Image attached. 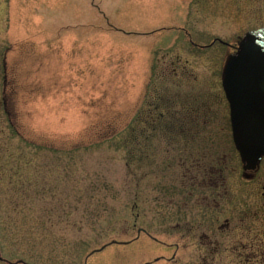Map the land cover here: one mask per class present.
<instances>
[{
  "label": "rangeland",
  "instance_id": "1",
  "mask_svg": "<svg viewBox=\"0 0 264 264\" xmlns=\"http://www.w3.org/2000/svg\"><path fill=\"white\" fill-rule=\"evenodd\" d=\"M261 27L264 0H0V264H239L198 237L172 257L166 193L222 165L262 200L222 88Z\"/></svg>",
  "mask_w": 264,
  "mask_h": 264
},
{
  "label": "flooded vegetation",
  "instance_id": "2",
  "mask_svg": "<svg viewBox=\"0 0 264 264\" xmlns=\"http://www.w3.org/2000/svg\"><path fill=\"white\" fill-rule=\"evenodd\" d=\"M255 172L242 171L240 175L242 183H252L251 189L258 190L259 198L262 199L250 202V206L229 194L232 191L229 176L222 165L191 175L187 185L175 184L169 187V191L178 187L180 189L174 194L181 193L175 203L169 204V209L177 205L174 209L178 217L164 219L165 222H174L176 231L175 242L171 244L177 252L172 257L177 256L180 250L188 251L198 237V244L206 248L212 257L240 258L242 260L239 264H264V186L259 187L256 183ZM195 176L204 179L203 186H197L193 180ZM191 187L204 189L199 201H190L194 192ZM243 189L246 191V188ZM235 194L239 197L237 191ZM240 194L243 200L247 198L243 197L244 192ZM179 198L183 201H179ZM236 211L238 215L233 217ZM205 225L208 228L203 230ZM145 232L151 236L150 227Z\"/></svg>",
  "mask_w": 264,
  "mask_h": 264
},
{
  "label": "water",
  "instance_id": "3",
  "mask_svg": "<svg viewBox=\"0 0 264 264\" xmlns=\"http://www.w3.org/2000/svg\"><path fill=\"white\" fill-rule=\"evenodd\" d=\"M222 87L234 146L244 171H254L264 158V27L245 33L228 56Z\"/></svg>",
  "mask_w": 264,
  "mask_h": 264
},
{
  "label": "trees",
  "instance_id": "4",
  "mask_svg": "<svg viewBox=\"0 0 264 264\" xmlns=\"http://www.w3.org/2000/svg\"><path fill=\"white\" fill-rule=\"evenodd\" d=\"M108 140H109V139H108ZM176 184H177V183H176ZM173 185H174V184H173ZM170 187H172V186H170ZM177 189H180V188H178V187L175 188V187H174L173 191H168V192L166 193V197H168V196L172 195L174 192L178 191ZM179 196H181V193L178 194V197H179ZM179 201H183V199H180V198H179Z\"/></svg>",
  "mask_w": 264,
  "mask_h": 264
}]
</instances>
